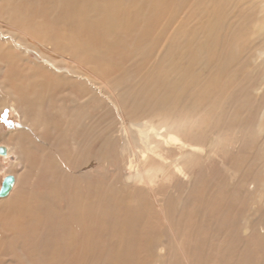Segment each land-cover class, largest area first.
<instances>
[{"label": "bare ground", "instance_id": "6f19581e", "mask_svg": "<svg viewBox=\"0 0 264 264\" xmlns=\"http://www.w3.org/2000/svg\"><path fill=\"white\" fill-rule=\"evenodd\" d=\"M250 1L20 0L13 7L7 4L4 10H10L1 27L7 25L8 28L4 30V39L0 40V62L5 64V76L12 70L17 78L12 73L14 79L6 77L5 81L14 87L16 82L23 97L28 98L40 87L46 91L47 99L62 78L69 79L64 62L52 56L64 41L65 55L79 59L88 67L96 63L102 72L85 73L76 64L77 78L94 89L95 76L100 75L104 82L102 89H109L120 110L134 108L137 116L130 120L131 125L128 119L126 126L129 130H138L140 138H146L144 146L136 147L140 152L139 162L143 163L152 151L147 148V141L160 137L156 134L159 131L156 125L149 122L155 119L154 114L164 118L168 115L198 118L203 112L206 120H216L211 114L213 109H218L226 124L246 125L252 100L242 90L245 82L237 68V59L242 51L240 39L246 37L245 27L252 24L251 16L244 14L241 8ZM181 12L183 18L170 37L176 35L175 40L164 46L161 56L142 72L144 57L150 53L154 25L159 21L168 24ZM46 48L52 51L48 55ZM31 52L37 57L33 59ZM39 57L41 62H38ZM91 92L89 90L93 95ZM48 108L46 103V113ZM142 116L145 122L140 121ZM79 121L74 116L65 126L79 127ZM35 123L39 124L38 128L29 124L31 127L16 133L19 143L34 136L57 148L58 143L51 139L57 137V131L66 132V128L54 126L48 118ZM86 132L90 133L89 145L92 146L95 131ZM171 141L186 144L177 137H172ZM212 143L211 138L206 153ZM254 150L253 165L243 157L238 168L234 166L237 163L229 168L228 176L239 178L233 184L241 190L245 184H259L264 175V143ZM11 151L13 149L4 150L6 154ZM59 168V160L50 163V169L56 173ZM11 177L12 187L7 195L0 197V205L7 201L5 198L16 186L15 178ZM137 179L130 175L121 183L129 185ZM222 182L227 183L224 178L215 183L198 178L193 192L196 189L199 194L194 196L190 191L187 196L180 194L173 215L170 209L165 211L148 197L128 200L117 190L110 195L103 194L98 202L96 193L101 186L97 182L82 181L70 175L60 177L49 191L34 192L29 202L17 205L23 200L16 199L6 205V214L0 215V262L2 254L12 252L17 242H24L34 246L31 258L41 257V264H264V228L255 226L250 235L242 236L236 217V210L241 209V198H236L239 197L236 192H231L230 198H220L218 191L216 196L202 198L211 186L217 189L224 185ZM66 184L74 192L68 196V205L60 209L55 201L58 195L50 191L63 190ZM82 189L92 195H82ZM242 193L244 198L249 192L242 190ZM77 198L82 203L77 205ZM63 213L66 218L60 216ZM160 217L166 218V222H160ZM43 219L46 230L42 229ZM138 225L142 226L139 231L130 229ZM105 241L109 244L98 245ZM138 241L145 244L138 246Z\"/></svg>", "mask_w": 264, "mask_h": 264}, {"label": "rangeland", "instance_id": "374dc122", "mask_svg": "<svg viewBox=\"0 0 264 264\" xmlns=\"http://www.w3.org/2000/svg\"><path fill=\"white\" fill-rule=\"evenodd\" d=\"M19 1L0 0V40L4 39V30L8 28L7 25L1 27L10 10H4V6L11 4L13 7L19 4ZM241 9L244 14L251 16L250 24L252 23L249 27H245L246 37L240 39L242 51H239L237 59V68L245 82L242 90L252 100V105L248 108L251 114L246 118V125L237 127L234 124H226L218 109H213L211 114L216 117V120H206L203 112L198 118L191 115L181 117L177 115L176 118L168 115L164 118L162 115L154 114L155 119L149 122L156 125L159 130L156 134L160 137L157 138L158 140L154 138V141H147V148L152 151L146 159L142 160L143 163L139 162L141 157L136 147L144 146L143 141L146 138H140L136 133L138 130H129L126 126L128 119L130 123V120L137 116L134 108L120 110L117 103H114V99L112 100L109 89H102L104 82L100 75L95 76L94 89L75 75L78 72L76 64L78 69L85 73L95 70V74H102L96 63L88 67L79 59L73 58V60L70 55H65L64 41H62L60 48L55 50L52 56L64 62L63 67L68 70L69 74L66 75L69 79L62 78L46 99V91L41 90L40 87L30 98L23 97L16 82L15 87L12 84L13 89L5 78L14 79L13 77L17 78V74L7 69L11 74L5 76V64L0 62V150L8 152L13 149L10 154L0 153V187L6 176H13L16 180L12 193L5 198L7 201L0 205V215L6 214L5 209L9 202L20 199L23 201L18 202L17 205L25 204L34 197V192L49 191L50 186L55 185L60 177L69 175L82 181L97 182L101 186L96 193L98 202L103 194L110 195L113 190H117L128 200H144L148 197L165 211L170 209L174 215L175 203L180 194L187 196L189 191L194 196L199 194L196 189L193 192L194 182L198 178L214 183L224 178L227 181L226 184L222 182L224 185L217 189L211 186L207 192L204 191L206 197L202 196V198H210L211 194L216 196L217 191L221 194L220 198H230L233 195L231 192H236L239 196L236 198L243 200H239L241 209L236 210V217L240 221L237 222L238 229L242 227V236L250 235L251 229L255 226L256 229L264 228V175L259 184H245L242 190H247L249 193L244 198L241 188L233 184L239 178L233 179L232 176H228L231 165L237 163L234 166L239 167L240 158L246 157V161L253 165L254 147L264 143V97H262L264 93V0H251ZM182 13H178L168 24L159 21L154 25L150 37V53L148 52L144 57L142 72L149 69L154 60L161 56L164 46L175 40L176 35L171 39L170 37L174 33L175 26L183 18ZM157 33L160 34L155 37ZM12 44L15 45L13 42ZM222 46L223 43L220 49ZM16 48L21 49L18 46ZM49 52L52 51L47 49L46 55ZM30 56L33 59L37 57L33 52ZM41 61L39 57L38 62ZM18 78L21 79V77ZM22 78L26 80L25 75ZM89 90L94 94H89ZM46 103L49 106L47 113ZM37 112L41 115L36 114ZM74 116L80 119L81 125L79 127L72 125L71 128L65 126L67 122L73 120ZM144 117H139L141 122H145ZM46 118L54 126L66 128V132L57 131V137L51 139L52 142L58 143L57 148L50 147L48 143L34 136L19 143L16 133L26 129L30 126L29 124H33L34 129L38 128L39 124L35 121ZM86 130L95 131V136L91 132L95 137L92 146L89 145L90 133L87 134ZM172 137H177L186 144L172 142ZM211 138L213 139L211 150L206 153V145ZM82 156L87 158L84 159ZM55 159L59 160L60 166L57 173L50 169V163ZM262 160L264 162V155ZM130 175H135L138 179L129 185L122 184L121 182ZM66 185L63 190L50 191L54 196L55 192L58 195L55 201H58L60 209L68 205L70 201L68 196L74 192V189L71 190L68 184ZM80 193L92 195L85 189L80 190ZM78 199H75L77 205L82 203V200ZM60 216L67 217L64 213ZM159 220L162 223L166 222V218L163 219V217ZM43 222L42 229L46 230V220L43 219ZM140 227L142 228L138 225L130 229L137 232ZM82 234L84 235V230ZM142 243L143 241H138L136 244L138 246L145 244ZM169 243L177 244L176 241H169ZM105 244L109 242L98 243L99 246ZM125 244L129 245V243ZM6 246L9 248L10 245ZM33 247L24 242H17L16 247H12V252L1 255L0 264H41L43 261L41 257L35 260L31 258ZM15 253L17 257H14Z\"/></svg>", "mask_w": 264, "mask_h": 264}, {"label": "water", "instance_id": "95a60500", "mask_svg": "<svg viewBox=\"0 0 264 264\" xmlns=\"http://www.w3.org/2000/svg\"><path fill=\"white\" fill-rule=\"evenodd\" d=\"M0 153L4 154V150L3 151L0 150ZM12 183H13V178L11 176H6L5 178H3L1 187H0V197L7 195V193L12 187Z\"/></svg>", "mask_w": 264, "mask_h": 264}, {"label": "snow or ice", "instance_id": "6c2138e0", "mask_svg": "<svg viewBox=\"0 0 264 264\" xmlns=\"http://www.w3.org/2000/svg\"><path fill=\"white\" fill-rule=\"evenodd\" d=\"M4 119L6 120V113H5V115H4Z\"/></svg>", "mask_w": 264, "mask_h": 264}]
</instances>
